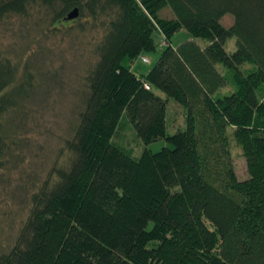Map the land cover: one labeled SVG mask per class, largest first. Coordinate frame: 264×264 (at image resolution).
<instances>
[{
    "label": "trees",
    "instance_id": "obj_1",
    "mask_svg": "<svg viewBox=\"0 0 264 264\" xmlns=\"http://www.w3.org/2000/svg\"><path fill=\"white\" fill-rule=\"evenodd\" d=\"M75 7L78 17L65 19ZM166 7L172 17L161 16ZM34 9L52 30L99 37L69 137L29 188L16 235L0 242V264H264V0H0V21ZM156 27L164 47L139 77L123 60L155 50ZM180 28L190 39L173 46ZM17 69L0 58L2 190L21 162L19 133L40 75L25 67L17 82ZM170 98L186 120L172 134ZM124 115L145 144L170 145L125 153L113 143ZM232 141L248 178L236 173Z\"/></svg>",
    "mask_w": 264,
    "mask_h": 264
},
{
    "label": "rangeland",
    "instance_id": "obj_2",
    "mask_svg": "<svg viewBox=\"0 0 264 264\" xmlns=\"http://www.w3.org/2000/svg\"><path fill=\"white\" fill-rule=\"evenodd\" d=\"M31 12L30 17L9 16L0 21V58H8L13 65H17V82L25 67L29 72L40 73L33 96L26 103L23 129L19 133L23 138L21 162L9 173L4 189L0 188V242L3 244L9 243L16 235L27 213L29 188L46 174L62 149L64 140L69 137L78 114L83 77L89 62L95 59L93 47L99 37L95 31L79 32L62 26L52 30L53 24L49 18L40 19L36 9ZM161 16L172 17V12L166 7ZM221 21L229 26L232 15L224 14ZM186 39H190L188 31L180 28L170 37V43L177 46ZM195 39L201 46L206 43L203 38ZM163 40L162 32L156 27L153 33L156 49L142 52L133 60L125 58L123 63L134 74L143 77L155 65L164 47ZM235 48L236 38L231 37L226 42V49L233 52ZM218 67L221 72L225 71L222 64ZM252 68L251 63L242 66L246 73ZM154 90L158 96H164L160 89ZM227 91H230V87L222 88L217 95ZM263 93L261 91L260 94ZM166 109L167 132L172 134L183 130L186 126L183 106L170 98ZM119 123L113 143L133 157L138 158L145 149L158 151L170 145L163 138L145 144L126 115ZM231 152L239 179L248 178L245 157L235 141H232Z\"/></svg>",
    "mask_w": 264,
    "mask_h": 264
},
{
    "label": "water",
    "instance_id": "obj_3",
    "mask_svg": "<svg viewBox=\"0 0 264 264\" xmlns=\"http://www.w3.org/2000/svg\"><path fill=\"white\" fill-rule=\"evenodd\" d=\"M79 15V10L77 7H75L74 9H72V11H70L67 16L65 17V19L67 20H73L76 19V17H78Z\"/></svg>",
    "mask_w": 264,
    "mask_h": 264
},
{
    "label": "built area",
    "instance_id": "obj_4",
    "mask_svg": "<svg viewBox=\"0 0 264 264\" xmlns=\"http://www.w3.org/2000/svg\"><path fill=\"white\" fill-rule=\"evenodd\" d=\"M143 59H144V61H146V59H145V58H143ZM145 87L149 88V86H148V85H145Z\"/></svg>",
    "mask_w": 264,
    "mask_h": 264
},
{
    "label": "crops",
    "instance_id": "obj_5",
    "mask_svg": "<svg viewBox=\"0 0 264 264\" xmlns=\"http://www.w3.org/2000/svg\"><path fill=\"white\" fill-rule=\"evenodd\" d=\"M168 125V124H167Z\"/></svg>",
    "mask_w": 264,
    "mask_h": 264
}]
</instances>
